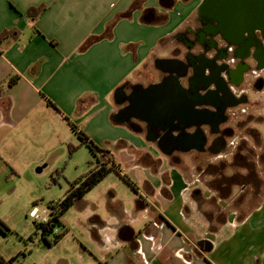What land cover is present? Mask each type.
Wrapping results in <instances>:
<instances>
[{"label": "crops", "instance_id": "1", "mask_svg": "<svg viewBox=\"0 0 264 264\" xmlns=\"http://www.w3.org/2000/svg\"><path fill=\"white\" fill-rule=\"evenodd\" d=\"M238 4L0 0V36L13 32L0 41V206L24 173L83 132L120 164L138 198L109 200L118 222L108 234L99 215L90 218L102 223L91 227L102 249L80 264H264V192L258 206L242 207L250 188L261 196L264 179L259 164L239 162L264 140V103L237 99L239 84L264 94V25L237 27ZM225 26L244 37L234 46L245 69L218 56ZM260 62L261 92L252 86ZM241 128L235 154L227 140ZM231 153L233 163L216 161ZM195 169L203 178H189ZM127 226L130 240L121 236Z\"/></svg>", "mask_w": 264, "mask_h": 264}, {"label": "rangeland", "instance_id": "2", "mask_svg": "<svg viewBox=\"0 0 264 264\" xmlns=\"http://www.w3.org/2000/svg\"><path fill=\"white\" fill-rule=\"evenodd\" d=\"M252 3L254 5L249 7L236 6L237 11L234 14L235 20L239 25L242 21L256 19L255 14H257V11L254 9L256 8L255 6L259 7L260 3L255 1ZM224 8L226 10L233 9V7ZM248 95L250 100L257 99L259 104L264 103L263 93L256 94L250 88ZM251 113L249 112L250 115ZM259 128L263 130L261 125H259ZM238 133H241V135L237 136L238 140H235L233 144H231V140H227L228 148H236L233 151L235 154L243 144L241 137L244 135L243 129L237 130ZM70 143L75 144L72 141H68L61 148L56 149L54 154L50 155L48 161L38 166L41 170L38 167H34L33 170L24 173L23 177L13 184L12 191L8 192L3 204L0 206V220L8 227V230L3 228V231L0 230V256L5 258L11 256L8 257V260L13 259L12 264H80L83 259H81V255L85 257V260L99 256L102 246L94 239L91 227L92 225H102V223L94 221L95 224H91L90 218L94 214L99 215L104 224H107L100 229L105 234H108L115 230L114 224L118 222V217L109 209V200L130 206V203L135 204L134 198H138L136 191L124 178L115 171L110 172L100 183L85 194L83 200H81L83 202H75L64 213L63 227L57 228L55 233L63 230L67 232L58 243L51 247L48 246L42 239L41 232L37 230L35 221L30 217V211L35 204L42 207L51 201L62 199L69 190L71 183L89 171L91 167L90 161H93L94 164L97 163V158L87 146L78 148L71 154L68 146ZM252 143L254 145L252 148L255 152L256 148H258V152L260 151L259 147H262L263 151L256 156L254 154L253 157L251 155L252 148H248L249 151L246 150V159L250 160L243 161L242 159L239 162L250 165L252 163L259 164L258 175L264 179V140H262V143L256 142V145L254 142ZM234 155L232 153L231 155L224 154L218 157L216 161L231 164L235 161ZM192 158L194 157H184L185 165H196V159ZM212 159L214 157L206 160L205 163H211ZM237 169H239L238 171H243L241 168ZM188 174L192 180L197 179V174L200 177L196 169L194 171L191 170ZM200 178H203V176L201 175ZM253 179L257 180V177H253ZM250 189H247V192L250 191L245 196L244 202L242 201L244 203L242 207L248 210L259 205L264 192L263 189L261 196L255 198L252 188ZM114 193V197H110ZM239 199L237 197L235 203L238 204ZM131 205L133 208V204ZM115 212L117 213L118 211ZM132 213L134 214L135 212ZM132 213H129L128 216L131 217Z\"/></svg>", "mask_w": 264, "mask_h": 264}, {"label": "trees", "instance_id": "3", "mask_svg": "<svg viewBox=\"0 0 264 264\" xmlns=\"http://www.w3.org/2000/svg\"><path fill=\"white\" fill-rule=\"evenodd\" d=\"M38 9H33L30 13H36ZM12 31H7L0 36V41L7 36L12 34ZM90 42V41H88ZM88 43H86L87 45ZM18 80V77H13L9 80L8 86H13ZM74 129L76 126L73 125ZM80 143L75 145L70 143L69 151L74 153L80 146L86 145L92 151L93 155L97 158V163L94 164L93 161H90L91 167L89 171L78 177L71 183V186L65 196L58 201H51L48 203L50 206L51 220L46 224H40L35 222L37 230L41 232L42 239L48 246H53L58 243L63 236L66 234V230L55 233L57 228L63 227V215L64 213L75 204L77 201H81L85 194L91 190L94 186L100 183L110 172H117L124 180L136 190L134 182L130 177L123 172L120 164L114 159V157L109 153L108 150L100 148L92 139H90L83 132H78ZM36 205V204H35ZM7 229L6 224L0 220V230ZM53 238L50 239V237ZM13 259H11L8 264H11ZM2 263V261H0ZM3 264V263H2Z\"/></svg>", "mask_w": 264, "mask_h": 264}, {"label": "flooded vegetation", "instance_id": "4", "mask_svg": "<svg viewBox=\"0 0 264 264\" xmlns=\"http://www.w3.org/2000/svg\"><path fill=\"white\" fill-rule=\"evenodd\" d=\"M253 1L257 2V3H260V6H255L256 8L254 10L257 11V14H255V18L256 19H252V20H247V21H242L241 24L239 25L236 20H235V14L232 16V19H234L237 27H242V26H247V25H254V26H257V25H262L263 26V8H264V0H250L248 2V0H239V6L241 7H249V6H253L254 4L252 3ZM254 8V7H252ZM220 17L222 18H226L225 14L219 12L218 13ZM254 16V15H253ZM252 16V17H253ZM230 17V16H228ZM251 17V18H252ZM224 24H226V22H224ZM226 29V26L224 27V29H221V31H223L224 33V42L222 43V47H219V52H218V56H229L231 55L232 57V61H236L238 62V66H237V70H240V69H243L244 68V64L242 62H240L238 60V57H239V46L235 47L234 46V43H239L242 41V36H240V34L238 32L232 34L231 32H225L224 30ZM237 30V29H236ZM224 54V55H223ZM262 55V53H261ZM263 62V61H262ZM223 67H225L226 65L223 64L221 65ZM262 66V63L260 62L259 65L257 66L256 69L253 70L254 72V81L252 82V86L257 90V91H262L263 89V77L261 76L260 74V67ZM243 67V68H242ZM248 68V67H247ZM245 69V68H244ZM251 86V84H248L246 85V87H241V84H239V88H238V95L239 97L237 98L238 99V102L240 101H246L248 102V96H247V93L249 91V88L248 86ZM241 87V88H240ZM242 112H247V109H244L242 110ZM228 113H226L227 115ZM229 116V114H228ZM228 133H230V129L229 128H226V129H223L221 132H220V135L226 137L228 135ZM216 143V141H212V143L210 144V146L207 148L208 150H212L214 149V143Z\"/></svg>", "mask_w": 264, "mask_h": 264}, {"label": "built area", "instance_id": "5", "mask_svg": "<svg viewBox=\"0 0 264 264\" xmlns=\"http://www.w3.org/2000/svg\"><path fill=\"white\" fill-rule=\"evenodd\" d=\"M51 213L52 210L48 203L46 205H43L42 207L37 204L30 211V217L36 223L46 224L51 220Z\"/></svg>", "mask_w": 264, "mask_h": 264}, {"label": "water", "instance_id": "6", "mask_svg": "<svg viewBox=\"0 0 264 264\" xmlns=\"http://www.w3.org/2000/svg\"><path fill=\"white\" fill-rule=\"evenodd\" d=\"M121 236L126 240H130L134 236V231L131 227H124L121 231Z\"/></svg>", "mask_w": 264, "mask_h": 264}]
</instances>
